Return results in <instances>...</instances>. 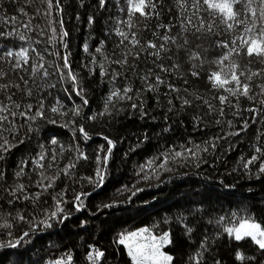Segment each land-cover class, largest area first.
Returning <instances> with one entry per match:
<instances>
[{"label": "snow or ice", "instance_id": "1", "mask_svg": "<svg viewBox=\"0 0 264 264\" xmlns=\"http://www.w3.org/2000/svg\"><path fill=\"white\" fill-rule=\"evenodd\" d=\"M66 14L87 28L75 63ZM95 87L104 91L90 109ZM128 117L153 122L128 152L149 148L172 124L204 138L146 153L113 198L92 202L130 138L120 123ZM52 125L68 130L67 143L49 135ZM250 129L247 154L212 176ZM94 136L102 142L90 145ZM202 166L215 183L175 211L109 225L141 184L158 187L177 168ZM234 173L264 185V0H0V255L8 264L33 250L28 264H264V187L229 181Z\"/></svg>", "mask_w": 264, "mask_h": 264}, {"label": "trees", "instance_id": "2", "mask_svg": "<svg viewBox=\"0 0 264 264\" xmlns=\"http://www.w3.org/2000/svg\"><path fill=\"white\" fill-rule=\"evenodd\" d=\"M71 12V9L69 10ZM65 23L68 30L72 33L70 38V46L71 51L73 53L72 60L75 63L79 59L82 58V51L80 49L81 43L87 39L85 35L87 28L85 25L81 24L78 21H69L68 14L65 15ZM80 29V30H77ZM91 43V42H90ZM102 87L93 88L92 92L89 93L90 100V109H96L100 104L101 97L103 95ZM86 111L88 109H85ZM157 122L159 124H164V121L157 118ZM120 123L124 125V135L130 137L129 139H125L121 143L118 144V157L114 160L111 166V180L108 182L102 190L99 192L93 193L91 196L92 202H99L100 200H104L107 202L109 199L113 198L115 194V188L120 186V183H123L131 177L132 169L135 164L143 162L146 158V153L151 155L158 151V148L163 146H167V144H178L182 142L181 137L188 138L189 136L195 138L196 140H200L204 138V133L196 132L191 129L190 126L180 127L178 125L172 124V131L163 133L161 137L156 138L153 134V139L149 148H145L144 145H141L136 149L135 153L128 152L129 145L135 147L136 138L141 133V131L149 130L150 126L153 124L151 120L144 119H136L134 117L121 118ZM167 126V125H166ZM256 128L259 127L257 123L255 125ZM217 129H212L211 133H215ZM155 132H160V128L156 127ZM253 132L250 129L247 133L241 135L240 139L244 140V144L240 145L238 148L229 152L225 157H223L218 163L216 169L212 170V176H215V173L218 171L221 174L226 173L230 170L231 167L235 166L234 161L239 156L241 151H245L247 154L248 148V140L251 138ZM49 135H55L62 139L65 143L68 141V136L70 133L67 129L52 125L49 126ZM232 138L224 141L225 146L228 142L231 141ZM100 137L94 136L91 141H89L90 145H94L96 143H101ZM239 143L238 141H236ZM16 152H24L25 147L21 146L19 149L14 150ZM128 152V157L124 156V153ZM188 172L187 176L178 175L177 173ZM209 174V169L206 166H202L201 169L194 168H177L176 173L167 174L163 177L165 180L164 183H160L158 187H148L147 185L141 184L145 190L142 193H139L137 197L133 198V203L128 205H122L121 207L127 208L125 212H116L113 218L109 219V225L113 227H119L121 225L124 226H132L139 224L141 221L146 220L149 216H153L155 213L159 212L161 215L166 214V209H171L175 211V206L177 204H184L187 199L192 198L191 193L193 191H203L205 187L214 184L215 180L211 177L208 180L204 179L205 175ZM168 176H171V180L168 179ZM238 181L241 186L253 185L257 191L264 187L259 182L248 181V180H240L238 174L234 173L228 177L229 181L232 180ZM220 191V189H217ZM130 193H126L125 195H129ZM153 197H155L153 199ZM142 199L148 200V204H143ZM87 210H85L86 214ZM79 215V214H77ZM105 216H101V219H105ZM70 233L75 232V226L71 223L69 224ZM68 233H60V236L64 237L65 241L72 239V235ZM55 239V237H53ZM103 243H107V238L102 241ZM45 245L48 244V240H44ZM36 248H39V242H37ZM36 253L35 251H28L24 254L21 264H28L30 259H35ZM10 259H15L12 257ZM117 259H123L122 257H117ZM0 264H8L7 259L0 255Z\"/></svg>", "mask_w": 264, "mask_h": 264}]
</instances>
